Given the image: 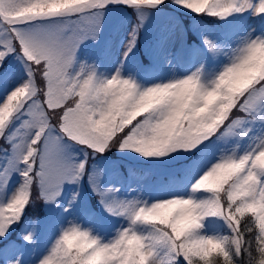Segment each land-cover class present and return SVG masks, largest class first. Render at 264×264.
<instances>
[{
	"label": "snow or ice",
	"instance_id": "6c2138e0",
	"mask_svg": "<svg viewBox=\"0 0 264 264\" xmlns=\"http://www.w3.org/2000/svg\"><path fill=\"white\" fill-rule=\"evenodd\" d=\"M166 4L224 21L247 13L260 21V34L223 49L205 38L209 53L227 57L207 83L197 68L141 87L119 66L101 75L78 62L107 11L135 14L127 58L145 13ZM9 57L19 68L15 79ZM65 141L83 158L67 154ZM0 142V240L34 200L59 208L63 186L85 176L119 225L104 239L66 218L33 264H264V0H0ZM113 149L176 161L162 181L167 194L120 198L119 187L102 188L89 158ZM30 223L22 240L34 245L37 224ZM23 255L16 245L0 248V264H27Z\"/></svg>",
	"mask_w": 264,
	"mask_h": 264
},
{
	"label": "rangeland",
	"instance_id": "374dc122",
	"mask_svg": "<svg viewBox=\"0 0 264 264\" xmlns=\"http://www.w3.org/2000/svg\"><path fill=\"white\" fill-rule=\"evenodd\" d=\"M157 15L158 14L156 12L153 13V17H157ZM115 21L116 20L112 17L111 14L108 13V14H104L103 15V17H102V19L100 21V27H99V31L97 33L96 39L95 40L87 39L80 45L79 50L77 52L78 62H84L86 64H90L91 60H93L97 55L100 54L101 49H102V47L104 45L103 44V37L105 36V34H107V32H111V38L110 39L113 42L121 41V40H123V41L128 40V35H129L130 31H128L126 34H122L121 30L115 26ZM167 28H169V26H167ZM194 30H196L200 34H202V32L205 30V27L194 28ZM237 31L244 32V33L252 32L253 35H259L260 34L259 31H255L251 27H244V28L238 29ZM174 34H175L174 33V27H172L171 29H169L168 31L165 32L164 36L159 40L158 44L164 45V44L168 43V41H171V39L173 38ZM171 43H173L174 46L172 45V47H171L170 44H167L166 48L168 47L167 48L168 52H170L172 48L176 47L174 40ZM209 54H211V53H209ZM161 57H162V55H161ZM193 57H194L193 58V64L194 65H198L199 64V60L197 58L198 54L195 53V56H193ZM156 60L159 61V60H161V58L156 59ZM168 60L171 62V64L174 62L172 60V58H170V56H169ZM221 60H222L221 57H219L217 55L214 57V62L215 63H219V62H221ZM121 61H122V56L117 59V66L120 67V70L123 69V68H127V67L130 68L131 67L130 64H125V63L123 64V63H121ZM226 62H224V63H226ZM224 63H222L220 65V67L217 70H215V71H218L223 66ZM9 67H10V72H14L15 73L18 70V66H17L15 60H12L11 64L9 65ZM114 70L115 69H113L111 71V74H112V72ZM111 74H110L109 69H108L102 75H111ZM121 75L123 77H125V78H131L136 83L139 82V80L132 78L129 74L124 76V74L121 73ZM146 77L147 78L168 77L164 81H161L159 79L158 80H153V81L149 82L146 85V86H148V85H151V84H154V83L166 82V81L171 80L173 78H179V77H183V76H180V75H177V74L169 75V74L163 73V74H159V75H147ZM203 78H209V80H210L211 76L206 74ZM4 86L6 87V84ZM130 155L133 156L134 154H130ZM73 158L77 159L75 156H73ZM162 173H164V172H161V173L159 172V179L162 177V175H163ZM141 177H143V179H144V176L130 175V182L133 184L132 188H131V191H130L129 194H125L123 196H120V198L136 197L138 193L142 196V193H143V188H142L143 179H141ZM106 184L110 185L112 187H120L122 185V181L121 180H117V178L115 176V177H112L111 180H106ZM14 188H13V190H14ZM171 191L182 192L183 189L182 188H174V189H171ZM4 192H5V190H4ZM161 192L163 193V195L167 194L164 191H161ZM7 195H9V194L5 195V199H6ZM57 202L60 204V207H62V211L59 210L60 217L58 218V220L56 221L55 224L54 223H50V224L47 223L46 225H48V227H46V225L44 226V231H45V233H48V234L46 235V237L43 234L41 235L40 238H44V239L36 245L34 255L32 257H28V256H26L24 254L21 257L22 259H24L27 262V264H33V261L35 260V258L38 257L42 253V251L44 250L46 245L50 242V240L52 238H54V236L56 235L57 224L62 223L66 218L70 219L69 214L73 218L74 217L73 214H77V213L79 214L78 210L83 208V202H82V200H80V201L77 202V206L76 207H74L75 205L73 203L72 206L69 208V211L67 213H65L63 211V208L65 206H67V203H65L62 200H58ZM79 219L80 220H77V219L76 220L77 221L85 220L83 222L84 228H91L94 231L95 234L101 236L104 239L111 238V235L115 231V227L119 226L118 222L116 221L112 225H110L108 227H104L98 222V219L95 216V214L90 212V211H87V210L82 212V217H79ZM102 221L106 222L107 221V217H102ZM27 230H28V227L25 229V232ZM49 232H50V234H49ZM35 233H37V230L35 231ZM10 245H16V246H18V247L23 249V247H21L18 243L11 242L8 246H10ZM23 252H24V249H23Z\"/></svg>",
	"mask_w": 264,
	"mask_h": 264
},
{
	"label": "trees",
	"instance_id": "16d2710c",
	"mask_svg": "<svg viewBox=\"0 0 264 264\" xmlns=\"http://www.w3.org/2000/svg\"><path fill=\"white\" fill-rule=\"evenodd\" d=\"M168 6V8L173 11L183 22H188L189 19H201L198 17H194L192 14L189 13H185V12H181L178 9H174L170 4H166ZM190 40V37L188 38ZM188 40V41H189ZM36 200H34V203H32L26 210H25V216H34L35 214V204Z\"/></svg>",
	"mask_w": 264,
	"mask_h": 264
}]
</instances>
